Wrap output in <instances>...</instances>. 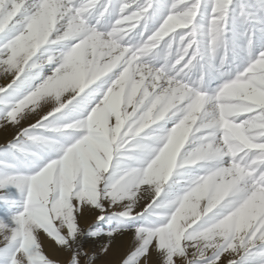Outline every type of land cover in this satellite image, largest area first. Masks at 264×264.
I'll use <instances>...</instances> for the list:
<instances>
[{
    "label": "snow or ice",
    "instance_id": "snow-or-ice-1",
    "mask_svg": "<svg viewBox=\"0 0 264 264\" xmlns=\"http://www.w3.org/2000/svg\"><path fill=\"white\" fill-rule=\"evenodd\" d=\"M0 77V264H264V0H0Z\"/></svg>",
    "mask_w": 264,
    "mask_h": 264
},
{
    "label": "rangeland",
    "instance_id": "rangeland-1",
    "mask_svg": "<svg viewBox=\"0 0 264 264\" xmlns=\"http://www.w3.org/2000/svg\"><path fill=\"white\" fill-rule=\"evenodd\" d=\"M3 83H5V81L3 80L2 77H0V85H2ZM12 138L13 136L9 138L8 140H5L6 142L0 143V146L5 145ZM82 229H85V228H82ZM38 239L42 245V251L49 259L54 261L55 264H66V261L68 259L67 253L60 251L58 249V246H56L54 242L48 239L43 233L39 235ZM128 239L129 238L127 235L120 236L119 239L116 238V242L113 243V248L109 252V254L106 256L103 254H100L96 258L95 264H118L120 257L127 251ZM102 243L104 242L102 241H96L95 243L86 242L85 250L89 251L90 253H98Z\"/></svg>",
    "mask_w": 264,
    "mask_h": 264
},
{
    "label": "bare ground",
    "instance_id": "bare-ground-1",
    "mask_svg": "<svg viewBox=\"0 0 264 264\" xmlns=\"http://www.w3.org/2000/svg\"><path fill=\"white\" fill-rule=\"evenodd\" d=\"M38 117L36 116H31L29 119L23 120L20 124L19 127H27L30 123H34L35 120ZM19 128H0V143L6 142L5 140H8L9 138H11L12 136L15 135V132L18 131ZM144 203H146L145 200H141L140 204L138 206V208L136 209L137 211H139ZM98 214L96 212H92V213H85L83 216L78 217V222L80 227L82 228H89L94 222H95V215ZM42 233H40L39 235H41ZM120 236H117L116 238L119 239ZM104 242V241H102ZM116 242V239L115 241Z\"/></svg>",
    "mask_w": 264,
    "mask_h": 264
}]
</instances>
